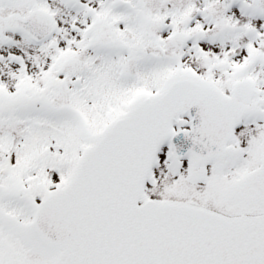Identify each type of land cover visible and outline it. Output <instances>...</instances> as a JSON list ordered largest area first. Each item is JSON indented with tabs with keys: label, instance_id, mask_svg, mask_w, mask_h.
Segmentation results:
<instances>
[{
	"label": "snow or ice",
	"instance_id": "1",
	"mask_svg": "<svg viewBox=\"0 0 264 264\" xmlns=\"http://www.w3.org/2000/svg\"><path fill=\"white\" fill-rule=\"evenodd\" d=\"M0 264H264V0H0Z\"/></svg>",
	"mask_w": 264,
	"mask_h": 264
}]
</instances>
